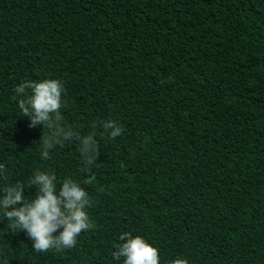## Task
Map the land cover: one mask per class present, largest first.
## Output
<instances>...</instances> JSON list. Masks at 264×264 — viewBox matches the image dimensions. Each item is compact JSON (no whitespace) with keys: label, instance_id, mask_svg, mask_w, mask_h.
Listing matches in <instances>:
<instances>
[{"label":"trees","instance_id":"trees-1","mask_svg":"<svg viewBox=\"0 0 264 264\" xmlns=\"http://www.w3.org/2000/svg\"><path fill=\"white\" fill-rule=\"evenodd\" d=\"M45 79L62 126L96 133L91 166L76 141L41 158L14 89ZM0 163L27 199L37 171L81 184L95 225L37 252L0 215V264H123L125 232L159 264H264V0H0Z\"/></svg>","mask_w":264,"mask_h":264},{"label":"clouds","instance_id":"clouds-1","mask_svg":"<svg viewBox=\"0 0 264 264\" xmlns=\"http://www.w3.org/2000/svg\"><path fill=\"white\" fill-rule=\"evenodd\" d=\"M26 90H31V94L28 95ZM14 92L16 97H27L19 100V108L23 116L28 118L29 127L43 125V134L39 140L42 159L49 158L51 149L72 141L78 142L79 152L86 165L91 166L99 158L100 150L94 131L84 137L61 124V109L65 106L61 81H25ZM102 127L104 133L113 139L123 132L122 126L116 121H105ZM5 170V164L0 163V173ZM87 171H91L90 167ZM95 179L93 175L85 180V184ZM55 180L54 174L37 171L28 182L29 186L36 188L32 199L25 197V184L22 182L0 189L3 193L0 196V215L13 222L18 232L23 231L37 252L71 249L82 231L95 227L87 212L91 201L86 189L72 179H65L57 191ZM120 240L124 242L112 252L117 261L123 258V264H159V250L143 237H133L131 233L125 232ZM172 264H189V261L177 257Z\"/></svg>","mask_w":264,"mask_h":264}]
</instances>
